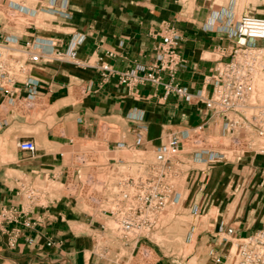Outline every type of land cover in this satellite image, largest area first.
I'll list each match as a JSON object with an SVG mask.
<instances>
[{
	"label": "crops",
	"instance_id": "0c3cea01",
	"mask_svg": "<svg viewBox=\"0 0 264 264\" xmlns=\"http://www.w3.org/2000/svg\"><path fill=\"white\" fill-rule=\"evenodd\" d=\"M1 6L25 9L20 12L27 19L22 28L11 29L0 17L2 36L16 38L23 49L33 41L44 56L32 67L40 83L36 100L44 101L54 114L38 121L44 135L10 138L16 141V147L8 150L14 159L0 162V208H29L28 216L34 222L31 227L13 223L0 228V264H106L96 250V240L100 235L106 238L108 230L104 225L94 226L95 218L82 210L74 211L78 201L67 194L57 199L47 193L43 205H29L23 188L37 184L45 174L52 181L64 178L69 161L61 152L71 148L73 138H102L104 144L113 146L120 141L116 138L119 128L129 145L141 133V150L150 153L201 123H205L206 134L225 136L223 118L213 116L204 103L214 88L217 67L232 59L241 17H237L234 0H0ZM167 26L175 27L180 36L183 62L176 83L186 88L189 98L177 93L165 97L163 85L128 87L115 78L103 80L99 67L105 62L118 71L155 63L154 48ZM70 48L86 65L59 59L58 52ZM77 88L82 90L79 99ZM4 97L0 93V100ZM17 108L15 101L7 121H0V137L15 123L27 121ZM102 129L113 132L101 136ZM22 137H31L47 148L28 157L17 146ZM188 156L193 164L209 163L195 160L192 153ZM175 160L167 164L170 171ZM230 163L223 183H212L214 191L202 194L222 210V215L209 218L210 225L198 235L209 258L213 251L227 250L220 242V223L234 227L237 237L264 228V155L234 157ZM223 187L228 190L223 192ZM89 219V224L82 222ZM104 250L111 251L110 247Z\"/></svg>",
	"mask_w": 264,
	"mask_h": 264
},
{
	"label": "built area",
	"instance_id": "2783aa9c",
	"mask_svg": "<svg viewBox=\"0 0 264 264\" xmlns=\"http://www.w3.org/2000/svg\"><path fill=\"white\" fill-rule=\"evenodd\" d=\"M10 10L12 13L25 11L23 7L14 6ZM27 12L32 14V11ZM2 34L0 27V93L5 94L0 100V121L6 122L13 102L34 107L40 83L34 77L32 67L41 62L44 56L36 50L33 41H28L23 49L18 47L16 38ZM160 36L154 48L155 63L148 68L135 67L118 71L105 62L99 67L103 80L115 78L128 87L148 83L163 85L165 97L177 93L189 98L190 93L186 88L176 83L177 73L183 62L179 50L180 36L173 26L165 27ZM235 36L236 46L232 59L217 67L214 88L205 98L204 105L212 111L213 116L223 118L224 137L231 136L232 143L239 146L238 151L243 155H264V104L253 103L250 96L257 77L264 71V16H242ZM58 54L61 56L60 60L86 65L76 57L74 48ZM165 75L168 79H165ZM210 137L205 132V123L186 130L181 136L156 148V163L166 168L173 158L186 150L187 145L192 147L191 153L197 161L232 159L229 155V152L234 151L231 143L223 149H217L210 145ZM101 139L73 138L70 139L71 148L61 152V156L69 161L67 173L63 174L66 194L79 203L95 208L100 212V218L113 217L118 221L119 229L127 241L130 237L138 240L140 236L152 231L157 218L166 209L174 193L173 189L161 180L166 176L164 171L159 178H154L152 172L157 167L142 159L136 161L134 173H121L117 165L119 157L112 154L116 149L142 151L141 133L132 145L121 139L115 145L107 146ZM17 146L28 157H34L38 152L37 143L31 137L20 138ZM161 184H164V190L159 189ZM23 191L29 205L44 204L46 191L38 185L23 188ZM178 197L176 193L174 199L177 200ZM29 212V208L19 206L1 207L0 228L13 223L33 226ZM82 212L91 219L96 218L93 213ZM12 233L13 237L17 236ZM218 233L220 242L227 245V250L225 253L213 251L212 258L216 263L264 264V228L240 240L235 236L234 227H224L220 223Z\"/></svg>",
	"mask_w": 264,
	"mask_h": 264
},
{
	"label": "rangeland",
	"instance_id": "374dc122",
	"mask_svg": "<svg viewBox=\"0 0 264 264\" xmlns=\"http://www.w3.org/2000/svg\"><path fill=\"white\" fill-rule=\"evenodd\" d=\"M234 3L237 8L238 18L244 15L264 16V0H234ZM0 17L11 29L12 27L22 28L27 23V19L22 13H12L10 8L4 6L0 7ZM261 77L264 78V71L257 77L250 95L251 101L255 104H264V86H257V80ZM81 96L82 90L77 88L76 98L79 99ZM17 110L20 114L26 115L27 121L15 123L8 130L9 132L5 137H0V162L2 163L14 159L8 153V150L16 147V141L12 140L10 142V138H14L18 134L26 136L44 135V126L40 125L38 121L50 119V116L54 114L49 105L41 99H37L32 108L18 103ZM112 132L102 129L100 135H109ZM116 133L119 135L116 138L121 140V129L118 128ZM12 134L13 136H11ZM209 139L210 145L215 146L217 149H223L225 145L228 146L231 143L234 151L229 152V155H231L232 159L234 158L232 154H238L240 159L243 158L242 152L238 151L239 146H235L232 143L231 136L211 135ZM37 147L41 153L46 146H42L37 141ZM191 152L192 147L187 145L186 150L176 156L175 166L172 168V171L167 167H160L156 163L154 152H134L128 149H116V152H113V156L119 157L117 165L121 173H134L136 161L142 159L157 167L152 172L154 178H159L160 173L163 171L166 173L165 178L161 180L165 185L173 189L174 193H172L164 212L157 218L152 231L147 235L140 236L138 240L137 238L130 237L131 239L127 241L128 239L124 238L119 229L118 221L113 217L100 218V212L95 210V208L81 202L78 208L73 209L76 212L82 210L88 214L93 213L96 216L93 225H104L108 230L106 238H102L100 235V237H97L99 241L96 240V244L98 245L96 250L104 255L106 264H223V262L216 263L212 258L208 257L205 246L202 245V241L198 235L199 232L210 225V217L216 218V216L222 215V210L219 209L220 206L217 207L214 201H211L206 196L214 191V187L210 186L212 183L216 182L217 185H220L223 183L226 175H229L228 172L232 159L215 160L198 165L191 162L188 156ZM225 161H229V163H224ZM32 175L29 174L30 178H32ZM64 181L65 177L52 181L45 174L38 177V183L35 185L46 191V196L48 193V196L52 198L61 199L66 194ZM164 184H161L159 189L164 190ZM221 190L226 192L228 189L223 187ZM176 193L182 195V197L180 196V201L179 197L177 200L174 199ZM203 193L207 195L205 196L204 194L202 197ZM82 214L84 213L82 212ZM89 218L91 219L90 216ZM90 219L82 222L89 224L92 222ZM79 225L80 223L73 222L74 227H78ZM90 228L92 227L90 226ZM245 237L237 238L243 240ZM105 247H110L111 251L106 253Z\"/></svg>",
	"mask_w": 264,
	"mask_h": 264
},
{
	"label": "bare ground",
	"instance_id": "6f19581e",
	"mask_svg": "<svg viewBox=\"0 0 264 264\" xmlns=\"http://www.w3.org/2000/svg\"><path fill=\"white\" fill-rule=\"evenodd\" d=\"M260 16V15H259ZM263 77H261V78H258V80H257V86L258 87H263L264 86V81H263Z\"/></svg>",
	"mask_w": 264,
	"mask_h": 264
}]
</instances>
